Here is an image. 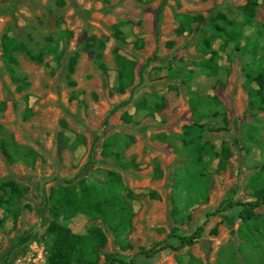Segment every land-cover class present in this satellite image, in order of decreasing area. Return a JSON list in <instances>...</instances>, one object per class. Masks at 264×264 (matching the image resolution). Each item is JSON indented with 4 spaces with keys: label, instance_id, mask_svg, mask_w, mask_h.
Instances as JSON below:
<instances>
[{
    "label": "rangeland",
    "instance_id": "rangeland-1",
    "mask_svg": "<svg viewBox=\"0 0 264 264\" xmlns=\"http://www.w3.org/2000/svg\"><path fill=\"white\" fill-rule=\"evenodd\" d=\"M246 1L0 0V140L13 157L9 162L0 150V179L26 188L11 211L0 209V264H46L51 188L81 178L104 187L109 171L120 175L132 206L127 248L101 219L66 212L55 218L74 232L100 227L103 253L128 260L141 247L176 246L179 236L203 225L201 241L137 255L133 264H264V204L246 222L238 216L240 206L206 216L227 200L253 199V187L264 186V109L250 112L242 70L250 50L264 55V0H256L250 24L226 26L242 30L240 49L218 39L212 43L215 72L208 75L201 65L209 20L240 22ZM5 35L25 49L43 50L41 63L25 50L14 53L11 67L29 82L26 87L12 80L2 57ZM91 37L104 41L106 70L85 47ZM115 53L134 63L133 85L123 93L116 90ZM192 105L201 140L217 152L231 150L223 161L205 157L191 164L182 135L194 122ZM105 138L112 142L107 155ZM98 264H109L104 254Z\"/></svg>",
    "mask_w": 264,
    "mask_h": 264
},
{
    "label": "trees",
    "instance_id": "trees-1",
    "mask_svg": "<svg viewBox=\"0 0 264 264\" xmlns=\"http://www.w3.org/2000/svg\"><path fill=\"white\" fill-rule=\"evenodd\" d=\"M257 1L247 0L239 7L242 14V20L236 22L232 19H227L221 16L223 24H220L217 19L209 20L208 28L210 34L204 37L200 43V51L206 56L201 65L203 70L209 75L215 72L217 64V51L212 47V43L218 39L224 42H234L238 47L239 41L242 39V30L226 28L227 25H243L250 24L253 20ZM0 6V9L5 6ZM162 8L157 9L156 21H158ZM181 18L186 16L181 15ZM183 28H178L181 32ZM158 32V30H157ZM92 42L86 43V49H90L94 53L97 65L103 70L107 69L106 64L102 61V49L104 41L90 38ZM97 44V47H93ZM2 57L9 66L12 80L17 83L18 87H26L27 82L24 77H19L14 73L11 64L16 62L15 52L25 50V53L32 61L41 63L43 60V50L33 52L31 49H25V45L15 38L8 35L2 39ZM244 46V45H243ZM94 48V49H93ZM116 52V51H115ZM251 61L243 65L242 70L245 76V82L250 84L248 88V108L250 112L262 111L264 109V55L257 56L254 50H250ZM77 54H74L70 59V71L73 70V65L76 61ZM115 61L117 64V85L116 90L123 93L127 87L133 85V66L134 63L125 56L115 53ZM158 108L165 106L163 96L159 98ZM126 103V102H122ZM111 108L105 117L104 124H107L110 115H112L117 107ZM194 114V122L191 125L185 126L182 135L183 144L189 151L191 164H200L204 158H219V162L226 159L231 154V150L227 146H223L219 152L206 141L201 140L200 130L202 125L199 123L200 116L197 115L195 107L192 105ZM16 145V143H13ZM112 145L111 139L105 138L102 143V151L105 155L108 154V149ZM7 141L0 140V150L9 162L13 161L12 154L7 149ZM109 178L106 186L101 187L92 182H86L83 178L73 183L72 179L66 180V184L61 187L51 188L48 196L49 207L48 211L53 218L47 224L44 235L49 238V246L47 250L46 264H98L101 254H104V261L109 264H133L137 255L152 257L156 253L167 247L174 249L181 248L186 245H192L195 242L201 241L203 233V225L197 228L188 235L179 236V243L174 246L169 243H157L150 247H141L132 258L125 260L121 257H114L111 253H103L102 247L106 243V235L104 231L97 226L87 229L85 233L74 232L69 226L60 223L55 218L62 212L69 214L84 213L90 215L94 219H101L105 222L112 231L115 239L122 248L129 246L124 238L130 228L131 217L133 215L132 206L126 199V194L122 193V182L120 175L117 172L109 171ZM254 197L251 200H227L222 206L213 209L206 213V216L217 215L229 208L240 206L238 211L239 218L246 222L257 218L256 209L264 204V186H254ZM26 191V188L12 179H0V209L3 211H11L16 203V200ZM128 195H131L128 191Z\"/></svg>",
    "mask_w": 264,
    "mask_h": 264
}]
</instances>
